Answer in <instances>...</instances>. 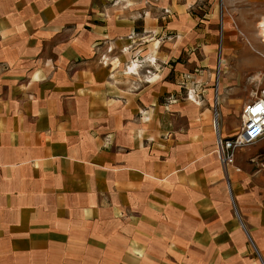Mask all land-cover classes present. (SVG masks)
Segmentation results:
<instances>
[{"label": "crops", "instance_id": "crops-1", "mask_svg": "<svg viewBox=\"0 0 264 264\" xmlns=\"http://www.w3.org/2000/svg\"><path fill=\"white\" fill-rule=\"evenodd\" d=\"M122 2L0 0V264H264V138L225 167L152 35L172 4ZM137 53L167 54L152 80Z\"/></svg>", "mask_w": 264, "mask_h": 264}, {"label": "rangeland", "instance_id": "rangeland-1", "mask_svg": "<svg viewBox=\"0 0 264 264\" xmlns=\"http://www.w3.org/2000/svg\"><path fill=\"white\" fill-rule=\"evenodd\" d=\"M122 1V4H127V0ZM169 1L173 7L161 8L163 13H170L165 19L159 16L160 9L157 5L152 9V15H156L159 25H163L152 35L161 36L162 32L164 33L163 37L166 39L160 43L163 53L165 48L175 50L180 46L175 51L178 55L176 60L168 62H180L184 70H187L182 78L195 79L194 83L184 84L186 88H180L181 100L198 104L201 110L209 112L210 120L217 113L220 130L223 117L228 133H232L240 124L241 105L264 83V40L261 34L264 31V0ZM184 10L196 21L194 26L184 31L172 28L164 30L168 20L174 21L177 12ZM136 24L134 30L142 31L143 23ZM178 33L182 35L179 39L176 37ZM137 55L139 58L128 60L129 68H133L126 73V77L135 75V80H152L161 54L157 53L159 58L155 55L153 59H141L142 55ZM172 55L174 58L175 54ZM166 57L167 54L161 55V58ZM146 68L150 69L149 73L145 71ZM125 69L127 70L126 66ZM131 81L137 85L134 80ZM218 83L220 91H217ZM168 100L171 101L170 97L167 99L169 103ZM215 152L217 153L216 146ZM262 162L264 164V160ZM229 195L232 207L236 210L232 196L230 193ZM235 214L241 221L237 211ZM253 252L257 264H263L257 251Z\"/></svg>", "mask_w": 264, "mask_h": 264}, {"label": "built area", "instance_id": "built-area-1", "mask_svg": "<svg viewBox=\"0 0 264 264\" xmlns=\"http://www.w3.org/2000/svg\"><path fill=\"white\" fill-rule=\"evenodd\" d=\"M126 67L128 71H132L128 65ZM145 71L149 73L150 69L146 68ZM212 125L221 162L225 167L233 164L236 148L264 138V83L241 105L240 124L232 135L222 134L217 116L212 117Z\"/></svg>", "mask_w": 264, "mask_h": 264}, {"label": "bare ground", "instance_id": "bare-ground-1", "mask_svg": "<svg viewBox=\"0 0 264 264\" xmlns=\"http://www.w3.org/2000/svg\"><path fill=\"white\" fill-rule=\"evenodd\" d=\"M261 34H262V36H263V40H264V31H262ZM134 66H135V65H134ZM132 67H133V66H132ZM217 115H218L217 113L214 114L215 117H216ZM217 118H218V116H217Z\"/></svg>", "mask_w": 264, "mask_h": 264}]
</instances>
